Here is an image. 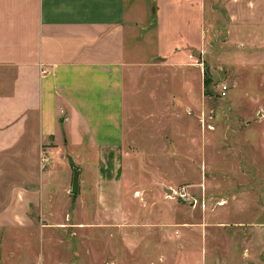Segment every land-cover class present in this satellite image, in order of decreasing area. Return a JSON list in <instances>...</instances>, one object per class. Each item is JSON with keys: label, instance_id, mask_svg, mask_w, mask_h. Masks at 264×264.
I'll return each mask as SVG.
<instances>
[{"label": "rangeland", "instance_id": "1", "mask_svg": "<svg viewBox=\"0 0 264 264\" xmlns=\"http://www.w3.org/2000/svg\"><path fill=\"white\" fill-rule=\"evenodd\" d=\"M207 2L214 10V32L208 43L191 50L187 68L175 77L170 65L164 72L163 63L153 64L151 79L145 70L135 84H127L122 174L109 182L105 194L117 195L120 203L132 201L112 216L129 209L135 224L108 215L106 223L98 222L91 185L87 182L80 197L72 193L71 176L64 196L65 176L58 171L53 218L25 200L0 219V264L139 263L142 256L119 251L131 242L119 235H135L144 248L145 234L162 228L185 235L183 246L189 250L207 248L213 253L208 264H264V48L232 39L222 0ZM157 46L146 47L153 51V63L163 59L155 55ZM207 67L212 82L205 95ZM29 162L5 161L1 202ZM72 167L80 170V163L75 160ZM166 188H185L188 196L168 194ZM182 258L194 263L197 257Z\"/></svg>", "mask_w": 264, "mask_h": 264}, {"label": "crops", "instance_id": "2", "mask_svg": "<svg viewBox=\"0 0 264 264\" xmlns=\"http://www.w3.org/2000/svg\"><path fill=\"white\" fill-rule=\"evenodd\" d=\"M207 1L0 0V169L6 160H31L16 169L20 179L0 201V219L25 200L53 218L56 174L64 173L61 190L68 196L74 167L64 159L71 156L80 163V197L87 182L96 196L98 222L106 223L108 215L135 224L129 209L112 216L132 201L105 194L122 174L127 84L145 70L151 79L153 64L163 63L164 72L170 65L175 77L187 68L191 50L208 43L214 32ZM222 2L231 38L264 48V0ZM151 44L158 45L154 52L163 54L162 61H151L153 51H146ZM122 236L131 242L119 251L143 257L127 264H208L213 255L207 248H185V235L163 228L145 234L144 248L135 235ZM188 255L197 263L185 262Z\"/></svg>", "mask_w": 264, "mask_h": 264}, {"label": "water", "instance_id": "3", "mask_svg": "<svg viewBox=\"0 0 264 264\" xmlns=\"http://www.w3.org/2000/svg\"><path fill=\"white\" fill-rule=\"evenodd\" d=\"M69 162L71 165L75 164V160L71 156H69ZM79 185H80V170L75 169L72 179V193L77 194L79 192ZM166 191L168 194L173 193L172 188H166Z\"/></svg>", "mask_w": 264, "mask_h": 264}, {"label": "trees", "instance_id": "4", "mask_svg": "<svg viewBox=\"0 0 264 264\" xmlns=\"http://www.w3.org/2000/svg\"><path fill=\"white\" fill-rule=\"evenodd\" d=\"M212 82V76L210 74L209 68L207 67L204 71V86H205V95H208V87L209 84Z\"/></svg>", "mask_w": 264, "mask_h": 264}, {"label": "built area", "instance_id": "5", "mask_svg": "<svg viewBox=\"0 0 264 264\" xmlns=\"http://www.w3.org/2000/svg\"><path fill=\"white\" fill-rule=\"evenodd\" d=\"M225 89H227V86L223 87V91H225ZM43 160H47V158H44ZM172 194L178 195V196L183 197V198H186V196H188V193L186 192L185 188L173 189Z\"/></svg>", "mask_w": 264, "mask_h": 264}]
</instances>
